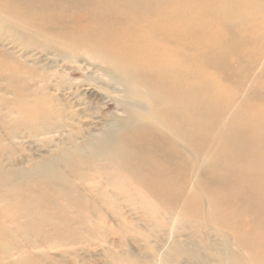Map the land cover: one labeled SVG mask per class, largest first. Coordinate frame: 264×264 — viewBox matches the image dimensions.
I'll use <instances>...</instances> for the list:
<instances>
[{
	"label": "bare ground",
	"instance_id": "obj_1",
	"mask_svg": "<svg viewBox=\"0 0 264 264\" xmlns=\"http://www.w3.org/2000/svg\"><path fill=\"white\" fill-rule=\"evenodd\" d=\"M21 10L37 13V30L49 40L103 63L125 90L129 113L100 140L68 138L58 155L11 172L0 167V184L17 185L13 199H0V247L14 257L9 264H40L38 256L53 264L50 251L67 252L53 244L76 241L102 246L90 264L207 262L201 250L218 264H264V0H0V14ZM87 106L78 116L94 120L88 132L101 122ZM50 108L28 117L60 123L37 126L38 135L67 126L61 110ZM201 163L218 177L206 210L215 232L226 231L224 241L203 237L194 242L199 250L178 240L153 247L126 213L139 211L143 223L164 228L183 215L180 200L162 202L178 189L198 218L192 186ZM11 232L39 233L49 249L9 248ZM127 235L146 247L123 248Z\"/></svg>",
	"mask_w": 264,
	"mask_h": 264
},
{
	"label": "rangeland",
	"instance_id": "obj_2",
	"mask_svg": "<svg viewBox=\"0 0 264 264\" xmlns=\"http://www.w3.org/2000/svg\"><path fill=\"white\" fill-rule=\"evenodd\" d=\"M29 13L26 10H21L12 11L9 14L8 11H4L0 14L5 19L0 16V167L7 172L14 171L23 165L27 167L39 157L58 155L62 147H68L66 145L68 138H76L78 143L92 138L100 140L104 131L114 125L116 118H124L129 113V106L125 102V90L111 79L110 73L108 74L106 71V66L99 60L89 59L85 53L73 54L61 47L57 41L49 40L37 30V13L28 15ZM85 60L90 64L95 63L94 67L87 64ZM81 94L82 96L77 97ZM88 100H97V103H91ZM88 102L93 106L88 107ZM50 105L53 110L57 108L61 110L60 118L65 120L67 126L62 128L63 131L59 134L53 132L54 134L38 135L37 126H45L48 121L54 125L60 124L57 119L51 121L45 117L35 119L34 122L28 120L31 113L36 115L41 108L52 111ZM86 106L90 111L95 110V117L99 118L102 123L99 122L100 125L96 129H90L88 132L85 130V126L90 125L94 120L89 118L82 120L78 116ZM86 132L89 135L83 137ZM207 165V163L200 164L197 174L199 184L192 186L197 191L196 200L203 213L198 218H195L197 207L193 203L194 201L192 202L188 198L184 199L188 195H184L183 190L177 191L178 189L174 193L177 195L179 192V196L173 195L170 199H162V202L168 205L170 200H180L179 206L183 208L181 210L183 215L179 216L180 219L169 222L164 228L152 226L153 224L147 222L143 223L141 213L131 209L127 212L128 209L124 208L123 202H119L116 208L122 214L127 212L126 215L135 222V227L140 232L149 235L150 243L155 248L168 247L171 242L178 240L199 250L201 248L194 242L201 244V240L206 236L220 244L224 241L223 235L226 231L219 234L215 232L220 230L215 224L217 220L206 210L211 197L209 192L216 186L218 177L209 172ZM62 170L67 171L66 167H61ZM14 182L0 184V199L14 198L17 193V185ZM88 185L90 186V184ZM70 186L74 187L72 182ZM61 200L57 199L58 202ZM95 201L97 200L95 199ZM97 205L101 206L99 203ZM102 209L106 216L105 220L113 225L109 211L103 207ZM106 212L108 213L106 214ZM13 234L12 241L7 242L9 248L35 243L40 247L37 255H39L38 252H41L40 250L48 251L47 249H49L47 242L51 241L39 233H28L24 236L22 234L15 236V232ZM225 236L229 237L230 235L225 234ZM126 239L128 241H122L125 249L132 247L137 249L147 245L141 240V237L136 235L134 237L127 235ZM53 245L59 246L56 249L67 250L64 253L65 257H59L52 254L56 253L55 251H50L49 255L53 257V264H69L68 261L90 264V261H93L92 258H95L93 256L102 250V246H91L86 242L78 241L72 242L70 245L61 243ZM220 248L223 250V247ZM231 248L234 250L233 246ZM72 249L75 250L72 251ZM221 250L220 252L223 253ZM201 251L200 259L208 261L197 264H218V260L207 259V255L203 250ZM38 257L40 264H52L51 261H44L42 257ZM12 258L14 257L7 256L0 247V264H9L10 261H13ZM226 264L235 263L227 261Z\"/></svg>",
	"mask_w": 264,
	"mask_h": 264
}]
</instances>
